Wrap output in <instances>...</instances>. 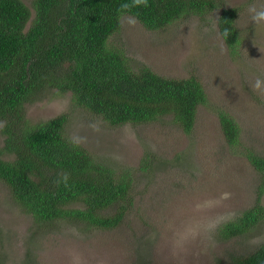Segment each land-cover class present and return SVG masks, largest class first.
Returning a JSON list of instances; mask_svg holds the SVG:
<instances>
[{"label": "rangeland", "instance_id": "374dc122", "mask_svg": "<svg viewBox=\"0 0 264 264\" xmlns=\"http://www.w3.org/2000/svg\"><path fill=\"white\" fill-rule=\"evenodd\" d=\"M24 1L34 13L32 0ZM221 1L222 7L240 9L236 55L219 30L222 7L203 17L178 18L163 29H148L125 15L111 39L134 67L145 63L162 75L200 78L209 103L199 107L192 133L171 116L112 125L78 107L71 92L55 89L26 104L32 123L66 114L68 136L116 171L133 172L134 203L115 228L61 222L42 229L0 180L2 264H233L234 256L264 242V223L248 235H218L223 222L255 202L260 180L229 147L219 113H231L241 125L242 142L264 154V85L255 88L257 79L264 81V22L255 24L250 12L264 9V0ZM147 160L150 165L143 164Z\"/></svg>", "mask_w": 264, "mask_h": 264}, {"label": "trees", "instance_id": "16d2710c", "mask_svg": "<svg viewBox=\"0 0 264 264\" xmlns=\"http://www.w3.org/2000/svg\"><path fill=\"white\" fill-rule=\"evenodd\" d=\"M32 3L34 13L24 0H0V120L4 121L0 180L42 229L61 222L115 228L133 207V172L116 171L68 136L66 114L32 123L26 104L55 89L71 92L78 107L112 125L171 116L192 133L199 107L209 103L200 78L162 75L145 63L134 67L111 39L121 30L125 15L134 16L148 29H163L181 17H203L222 7V1ZM222 8L219 30L236 55L242 41L236 24L240 9ZM219 118L229 147L244 156L260 178L255 202L218 228L221 239H231L248 235L264 223V154L242 142L241 125L231 113L222 110ZM1 237L0 230V241ZM233 262L264 264V242L234 256Z\"/></svg>", "mask_w": 264, "mask_h": 264}, {"label": "clouds", "instance_id": "9594fccd", "mask_svg": "<svg viewBox=\"0 0 264 264\" xmlns=\"http://www.w3.org/2000/svg\"><path fill=\"white\" fill-rule=\"evenodd\" d=\"M250 12L252 13V20L255 24L259 25L264 22V9H257L255 7L250 8ZM264 85V81L257 79L255 83V88L260 89Z\"/></svg>", "mask_w": 264, "mask_h": 264}]
</instances>
